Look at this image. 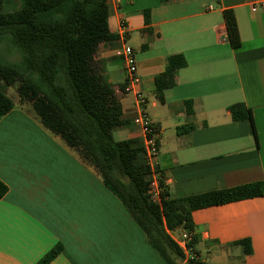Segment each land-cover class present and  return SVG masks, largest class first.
<instances>
[{"label":"crops","instance_id":"1","mask_svg":"<svg viewBox=\"0 0 264 264\" xmlns=\"http://www.w3.org/2000/svg\"><path fill=\"white\" fill-rule=\"evenodd\" d=\"M252 1L108 0L117 39L99 44L95 59L122 105L113 136L142 142L133 122L137 99L115 53L122 17L158 132L157 168L173 197L264 184V10L253 11ZM226 9L236 17L239 48L227 40ZM178 54L186 64L173 71L160 101L155 77ZM11 91L14 108L0 120V180L8 187L0 200V264H37L57 246L48 264H167L96 168ZM237 103L252 119L232 118ZM192 220L194 259L178 264H264V195L194 210ZM243 239L249 254L236 244Z\"/></svg>","mask_w":264,"mask_h":264},{"label":"trees","instance_id":"2","mask_svg":"<svg viewBox=\"0 0 264 264\" xmlns=\"http://www.w3.org/2000/svg\"><path fill=\"white\" fill-rule=\"evenodd\" d=\"M5 2L0 0V41L10 36L23 61H0V120L14 108L7 89L16 86L20 99L32 104L44 127L96 168L167 264L185 259L171 233L178 228L192 232L194 210L264 195V184L259 182L173 197L160 179L161 201L154 202L148 194L150 169L142 142L113 136V130L123 125L122 105L113 86L99 74L95 59L99 44L117 39L109 27L108 0H22L14 11L4 10ZM223 14L227 40L239 48L234 11L226 9ZM185 64L182 54L168 57L166 70L155 77L160 101L174 83L173 71ZM229 110L234 120L252 119L243 103ZM7 191L0 180V200ZM195 242L193 235L192 249ZM236 244L244 245L246 254L252 251L249 239ZM60 250L61 246L55 247L37 264H48Z\"/></svg>","mask_w":264,"mask_h":264},{"label":"built area","instance_id":"3","mask_svg":"<svg viewBox=\"0 0 264 264\" xmlns=\"http://www.w3.org/2000/svg\"><path fill=\"white\" fill-rule=\"evenodd\" d=\"M252 10L260 11L264 10V0H253ZM214 7L209 6L208 10H212ZM120 46L116 49V55L122 60L125 70V89L135 94L138 105V113L134 117L133 122L138 126L142 135V144L144 147V162L150 169L151 185L148 190V194L154 202L161 201V188L159 185L160 179H163L162 173L157 168V157L159 153V144L157 138V129L153 120L145 111L146 98L140 90L141 78L138 74V66L136 61V55L134 49L127 44L128 28L124 22V18H120ZM175 243L183 250L185 255L191 259H194L192 254V248L189 243L192 241L193 233L191 231L182 230L179 236L175 234L171 235Z\"/></svg>","mask_w":264,"mask_h":264},{"label":"rangeland","instance_id":"4","mask_svg":"<svg viewBox=\"0 0 264 264\" xmlns=\"http://www.w3.org/2000/svg\"><path fill=\"white\" fill-rule=\"evenodd\" d=\"M22 0H11V3L8 1L4 6V10L14 11L21 7ZM0 61H8L14 63H20L23 61V53L14 45L10 36L4 37L0 41ZM15 91L14 95L17 93L16 86L12 87V91ZM181 232H175L176 236H179Z\"/></svg>","mask_w":264,"mask_h":264}]
</instances>
